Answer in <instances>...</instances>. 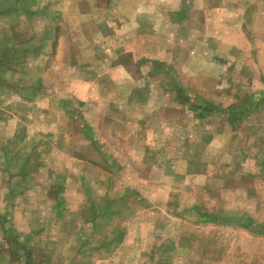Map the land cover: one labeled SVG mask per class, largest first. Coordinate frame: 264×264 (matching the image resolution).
Instances as JSON below:
<instances>
[{
    "label": "crops",
    "instance_id": "0c3cea01",
    "mask_svg": "<svg viewBox=\"0 0 264 264\" xmlns=\"http://www.w3.org/2000/svg\"><path fill=\"white\" fill-rule=\"evenodd\" d=\"M262 39L264 0H0V71L9 72L14 65L15 73L25 72V79H18L15 86L31 88V97L36 96L26 106V114L34 115L35 121L40 117L45 123L63 125L65 130L68 114H74L70 107L83 108L82 125L89 137L94 138L100 129L110 130L114 137L142 152L143 165L149 170L163 168L162 176L143 178L144 183H159L146 186L143 195L147 199H151L152 187L156 198L173 197L169 206L182 208V188L177 185L199 188L187 193L196 200L178 213L160 210L166 205L149 202L145 205L148 209L142 207L143 211L130 217L127 230L133 231L136 225L152 228L155 209L150 208L161 211L166 228H183L185 223L196 228L210 224L219 231L236 229L252 238L242 245V252L238 248L236 255H231L238 264H264V221L246 213L204 210L198 203L203 194L218 200L225 194L245 191L249 198H256V190L247 193L245 187L234 185L241 183L244 175H222L220 168L214 167V157L222 152L223 159L229 156V164L232 158L245 159L235 137L245 135L236 123V116L242 119L244 114H233L235 118L227 121L231 124L228 130L217 135L205 130L200 141L188 137L191 140L185 143L186 114L168 121L167 114H134V109L150 112L156 104L167 103L168 87L176 88L183 102L193 104L195 114L188 115L196 123L191 133L198 134V119L212 115L208 114L211 100L203 94L218 89L229 94L231 87L248 84L241 78H255L251 72L264 75V47L256 41ZM259 89L261 102L264 88ZM29 99L24 95L19 101L27 103ZM2 100H6L5 93L0 91ZM119 108L127 114H113ZM46 133L53 136L55 130L47 128ZM227 134L230 138L226 142ZM263 141L258 140L262 148ZM92 142L100 147L98 138ZM170 174L172 177H165ZM211 185L217 187L213 192L208 191ZM103 211L106 220L120 212ZM145 212L150 215L146 217ZM103 225V221H96L95 232ZM128 239L129 234L122 238L124 242ZM181 241L170 244L183 249L193 246L186 239ZM197 262L189 260L190 264Z\"/></svg>",
    "mask_w": 264,
    "mask_h": 264
},
{
    "label": "rangeland",
    "instance_id": "374dc122",
    "mask_svg": "<svg viewBox=\"0 0 264 264\" xmlns=\"http://www.w3.org/2000/svg\"><path fill=\"white\" fill-rule=\"evenodd\" d=\"M256 41L264 47V39ZM2 61L0 57V63ZM14 67L10 66L9 72L0 71V91L6 98L0 102V264H190V259L199 260L196 264H238L231 255L235 256L238 248L242 252V245L252 240L248 234L236 229L219 231L210 224L196 228L182 223L183 228L174 225L166 228L165 221L160 219V210L171 209L177 213L185 210V205L196 200L187 197L194 187L183 183L177 185L182 188L179 190L183 196L179 199H183L182 208L169 206L174 202L173 197L156 198L152 187V200L145 198L146 186L159 183L157 180L144 183L143 178L162 176L163 168L149 170L143 165L142 152L133 150L126 140L114 137L110 130L100 129L94 138L89 137L84 133L81 107H70L74 114H68L65 130L61 128L63 125L49 124L46 120L45 123L40 117L35 121L34 115L26 114V106L36 96L31 97V88L15 86L18 79H25V72L15 73ZM262 68L264 71V64ZM251 74L255 78H241L248 84L231 87L229 94L221 89L205 91L204 98L211 100L209 107L212 110L208 114L212 115L198 119V134L191 133L196 123L188 115L195 114L193 104L183 102L181 92L176 88L170 90L168 87L166 104H156V109L150 112L138 108L139 112L136 108L134 114H167L168 121L171 118L179 120L180 114H186L183 115V124L188 128V135L183 136L185 143L191 140L188 137H192L193 142L200 141L205 130L215 134L228 130L231 124L227 121L235 118L233 114H244L242 119L236 116V123L245 135L235 137L243 147L238 149L242 154L244 152L245 159L232 158L229 164V156L223 159L222 152L214 157V167L220 168L222 175H244L243 181L234 185L245 187L247 193L256 190V198H249L245 191L225 194L218 200L203 194L198 205L208 211L223 209L246 213L264 221V146L262 148L258 142L260 138L264 139V101L259 102V88H264V81L258 76L264 79V75ZM233 75L237 76V72ZM24 95L30 98L27 103L19 101ZM251 98L255 102L250 101ZM227 108L230 112L220 111ZM113 114H127V110L119 108ZM47 128L55 130L53 136L46 133ZM122 137L127 138V135ZM97 138L100 147L92 142ZM222 144L220 141L219 145ZM219 145L216 144V148ZM235 160L238 165L233 164ZM195 188L197 192L199 188ZM215 188L211 185L208 191L213 192ZM200 191H203L201 187ZM149 202L166 205L160 210L150 208L155 209L151 213L153 229L136 225L133 231L127 230L130 217L143 211L142 207L148 209L145 205H150ZM161 202L163 204H159ZM103 208L121 213L106 220ZM127 208L132 209L131 213ZM98 220L106 227L103 225V229L95 232ZM125 234L130 235L128 242L122 240ZM184 239L193 245H185L186 252L182 245L170 244ZM202 241L205 244L198 246ZM167 255L169 257H164Z\"/></svg>",
    "mask_w": 264,
    "mask_h": 264
}]
</instances>
